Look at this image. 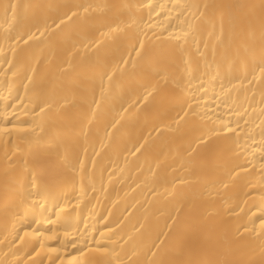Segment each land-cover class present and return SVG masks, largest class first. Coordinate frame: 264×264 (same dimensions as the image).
<instances>
[{
  "label": "bare ground",
  "instance_id": "1",
  "mask_svg": "<svg viewBox=\"0 0 264 264\" xmlns=\"http://www.w3.org/2000/svg\"><path fill=\"white\" fill-rule=\"evenodd\" d=\"M0 264H264V0H0Z\"/></svg>",
  "mask_w": 264,
  "mask_h": 264
}]
</instances>
